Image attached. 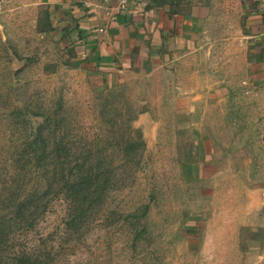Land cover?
Segmentation results:
<instances>
[{
    "label": "rangeland",
    "instance_id": "rangeland-1",
    "mask_svg": "<svg viewBox=\"0 0 264 264\" xmlns=\"http://www.w3.org/2000/svg\"><path fill=\"white\" fill-rule=\"evenodd\" d=\"M204 1L196 50L115 80L47 5L0 0V264H264V86L242 0ZM84 166L105 188L79 219L37 197Z\"/></svg>",
    "mask_w": 264,
    "mask_h": 264
},
{
    "label": "crops",
    "instance_id": "crops-1",
    "mask_svg": "<svg viewBox=\"0 0 264 264\" xmlns=\"http://www.w3.org/2000/svg\"><path fill=\"white\" fill-rule=\"evenodd\" d=\"M76 39L86 63L117 80L172 65L199 47L208 6L204 0H37ZM253 79L264 86L263 0H242ZM206 158L200 166L206 170ZM201 166V167H202ZM262 192L264 189L253 190Z\"/></svg>",
    "mask_w": 264,
    "mask_h": 264
},
{
    "label": "trees",
    "instance_id": "trees-1",
    "mask_svg": "<svg viewBox=\"0 0 264 264\" xmlns=\"http://www.w3.org/2000/svg\"><path fill=\"white\" fill-rule=\"evenodd\" d=\"M48 149L45 145L35 146L33 147V151L37 154L43 153ZM53 152V151H52ZM51 152V153H52ZM50 155V154H47ZM89 167L84 166L81 168L80 175L77 176H63L61 179L57 178L54 180H49L48 186L44 188L43 190L38 191L36 194L37 197H42L48 192H66L67 195L72 200V206L70 209L71 219L76 220L77 218L81 217L83 213L85 212L86 208L85 204L87 203V195L86 193L82 194L83 197L80 196V194H75V192H95L98 191L97 189H104L105 184L104 181L100 180L98 182H95L96 180L92 179V176L89 172ZM57 176V175H56ZM34 195L31 197V202H34ZM18 206L21 208L26 204L25 200H19ZM33 205V204H32Z\"/></svg>",
    "mask_w": 264,
    "mask_h": 264
},
{
    "label": "built area",
    "instance_id": "built-area-1",
    "mask_svg": "<svg viewBox=\"0 0 264 264\" xmlns=\"http://www.w3.org/2000/svg\"><path fill=\"white\" fill-rule=\"evenodd\" d=\"M127 0H124V3L126 2ZM263 9H264V0H263Z\"/></svg>",
    "mask_w": 264,
    "mask_h": 264
}]
</instances>
